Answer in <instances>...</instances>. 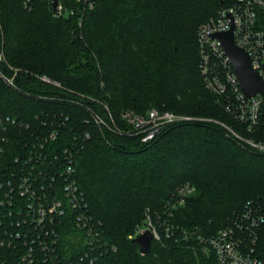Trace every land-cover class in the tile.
<instances>
[{
	"label": "trees",
	"instance_id": "16d2710c",
	"mask_svg": "<svg viewBox=\"0 0 264 264\" xmlns=\"http://www.w3.org/2000/svg\"><path fill=\"white\" fill-rule=\"evenodd\" d=\"M236 1L103 0L80 26V14L55 16L51 0H0V71L7 78L17 72L16 86L0 76L5 148L13 160L36 132H61L49 145L52 156L90 134L75 169L108 246L94 254V264H204L197 236L216 234L248 208L264 216V154L234 134L264 141V114L257 132H245L206 88L200 69V28ZM153 108L193 120L144 143L121 116ZM95 114L112 130L97 125ZM184 184L196 193L169 217L167 205ZM148 211L173 235L161 230L143 256L131 236ZM60 233L62 258L83 254V235L72 222Z\"/></svg>",
	"mask_w": 264,
	"mask_h": 264
},
{
	"label": "built area",
	"instance_id": "2783aa9c",
	"mask_svg": "<svg viewBox=\"0 0 264 264\" xmlns=\"http://www.w3.org/2000/svg\"><path fill=\"white\" fill-rule=\"evenodd\" d=\"M66 1L58 0L57 17L80 14L81 26L85 14L103 0H70L75 8H69ZM232 27L235 45L250 56L254 72L264 82V0H237L220 10L198 32L200 69L206 88L245 132L253 134L259 129L264 114V95L246 96L224 48L213 37L229 32ZM16 75L15 70V76L7 78L0 71V76L10 86H16ZM105 108L115 124L112 113ZM121 118L131 129L129 133L141 136L144 143L153 141L172 124L193 120L158 108H153L146 116L126 111ZM94 121L112 130L102 115L95 114ZM0 125L4 126L1 119ZM0 133L4 134L0 137V264H94L98 259L94 254H103L108 246L104 247L102 224L90 214L75 169L77 154L90 134L82 138V143L74 140L61 154L56 152L51 156L49 145L59 142L61 132H50L47 136L36 132L26 142L24 153L12 160L10 151L5 148L10 132ZM117 133L126 132L118 130ZM234 134L255 152L264 154V141H247ZM195 193L196 188L191 184L180 186L167 205L169 217L173 216L172 210L184 206ZM67 222H72L73 228L83 235L81 250L84 252L77 258L65 259L60 255V229ZM233 222L212 236L196 237L205 257L204 264H264V248L261 247L264 216L257 209L248 208ZM161 230L166 231L167 238L173 235V228L166 222L154 223L148 211L144 224L131 239L151 231L154 240H161Z\"/></svg>",
	"mask_w": 264,
	"mask_h": 264
},
{
	"label": "water",
	"instance_id": "95a60500",
	"mask_svg": "<svg viewBox=\"0 0 264 264\" xmlns=\"http://www.w3.org/2000/svg\"><path fill=\"white\" fill-rule=\"evenodd\" d=\"M53 10L54 15H59L58 0L53 2ZM213 37L219 41L224 48L246 96L252 98L258 94L264 95V82L261 77L254 72L250 56L243 49L235 45L234 27H232L229 32L215 34ZM2 59L3 51L0 46V63ZM153 241L154 236L151 231H146L135 239V243L139 245L140 253L143 256H148L151 253Z\"/></svg>",
	"mask_w": 264,
	"mask_h": 264
},
{
	"label": "rangeland",
	"instance_id": "374dc122",
	"mask_svg": "<svg viewBox=\"0 0 264 264\" xmlns=\"http://www.w3.org/2000/svg\"><path fill=\"white\" fill-rule=\"evenodd\" d=\"M70 0H68V2H69ZM67 2V1H66ZM66 5H68V3L66 4ZM69 8H70V6H68ZM72 8V7H71ZM226 128V127H225ZM143 223V222H142Z\"/></svg>",
	"mask_w": 264,
	"mask_h": 264
}]
</instances>
